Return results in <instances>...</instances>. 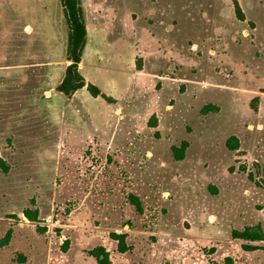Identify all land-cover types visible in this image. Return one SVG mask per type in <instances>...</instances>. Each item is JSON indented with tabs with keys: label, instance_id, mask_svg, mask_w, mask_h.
I'll use <instances>...</instances> for the list:
<instances>
[{
	"label": "rangeland",
	"instance_id": "rangeland-1",
	"mask_svg": "<svg viewBox=\"0 0 264 264\" xmlns=\"http://www.w3.org/2000/svg\"><path fill=\"white\" fill-rule=\"evenodd\" d=\"M238 2L245 20L233 0H81L79 68L110 103L56 90L69 64L62 0H0V240L12 233L0 264H98L99 244L114 264H264L231 236L264 229V0ZM207 103L219 110L202 114Z\"/></svg>",
	"mask_w": 264,
	"mask_h": 264
},
{
	"label": "trees",
	"instance_id": "trees-1",
	"mask_svg": "<svg viewBox=\"0 0 264 264\" xmlns=\"http://www.w3.org/2000/svg\"><path fill=\"white\" fill-rule=\"evenodd\" d=\"M64 7V13L66 22L68 24V46H67V60L69 64L66 66L65 74L61 82L56 86V90L62 92L68 97H71L79 89L86 87L88 92L94 96H101L105 98L108 102L114 103L116 99L110 95H107L101 90V88L94 83L88 81L84 75L81 73L79 65L82 61L83 50L87 41V25L85 22L84 11L81 4V0H62ZM235 14L240 20H245V14L238 0H233ZM140 69V68H139ZM255 101L258 100V96L254 98ZM219 106L213 103H207L201 108L202 114H207L209 112L218 111ZM148 125L150 127L157 126L156 116L153 114ZM239 138L236 135H231L226 140V146L230 150H237L239 148ZM189 147L188 140H182L179 145H172L173 156L176 160H182L185 157L186 150ZM0 168L3 171L8 170V165L6 160L0 156ZM245 166H241V170H245ZM249 178L253 179V174L249 173ZM128 201L134 205L135 209L139 212H143L142 201L139 196L133 192L129 193ZM24 215L30 222H35L38 224V210L26 209ZM37 231L39 233H44L47 231L46 227L37 225ZM11 230L9 229L5 236L0 240V243L8 242L11 238ZM110 237L117 242V250L121 253L131 250L132 246L127 242V233L120 231H111L109 233ZM231 236L233 239H238L242 241L241 247L246 251H254L261 249L264 251V229L261 224L247 225L243 229H232ZM69 241L66 239L61 245L63 251H67ZM213 250V249H212ZM89 255L95 257L98 264H114L110 252L102 244L96 245L88 251ZM25 259V257H22ZM231 258H228V262H231Z\"/></svg>",
	"mask_w": 264,
	"mask_h": 264
},
{
	"label": "crops",
	"instance_id": "crops-1",
	"mask_svg": "<svg viewBox=\"0 0 264 264\" xmlns=\"http://www.w3.org/2000/svg\"><path fill=\"white\" fill-rule=\"evenodd\" d=\"M81 63H82V61H81ZM65 74V73H64ZM64 76V75H63ZM63 78V77H62ZM62 80V79H61Z\"/></svg>",
	"mask_w": 264,
	"mask_h": 264
}]
</instances>
